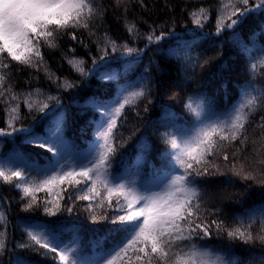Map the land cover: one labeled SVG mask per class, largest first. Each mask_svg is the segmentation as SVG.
Masks as SVG:
<instances>
[{
	"label": "snow or ice",
	"instance_id": "6c2138e0",
	"mask_svg": "<svg viewBox=\"0 0 264 264\" xmlns=\"http://www.w3.org/2000/svg\"><path fill=\"white\" fill-rule=\"evenodd\" d=\"M114 5L121 10L124 28L132 40L143 38L146 48L160 45L157 52L163 51L161 42L168 40L167 58L192 60L189 54L203 34L185 39L176 34L172 25L168 30L164 25H150L141 34L128 13L132 5L147 10L146 0H114ZM109 7L103 0H0V105L7 116L6 128H0V138L20 133L24 144L43 150L37 156L51 154L44 166L35 157L15 149L0 157V184L18 190L23 213L42 208L45 217H56L63 212L73 213L76 202H86L82 207L90 222L104 226L91 229L92 239L86 247L76 225L32 217L17 218L21 222L12 224L7 210L0 206V264H5V256L7 264H36L17 249L35 254L41 261L53 254L55 264H240L239 257L231 251L225 253L207 241L213 236H225L229 241L244 244L259 241L264 245V205L249 211L247 219L237 217L227 224L219 218L223 210L211 203L212 196L205 186L208 178L231 171L264 187V86L245 84L237 103L223 113H216L211 103L204 100L194 105L189 97L184 107L195 118L190 128L176 124L175 115L164 109L165 131L159 139L166 150L159 157L160 167L152 163L151 144L141 137L134 164L131 168L123 165L121 175H114L113 166L144 119L140 106L143 105L146 114L150 110L148 105L153 103V89L146 82L150 77L142 74L138 80L119 86L113 97L93 94L78 104L82 111L76 115H85L84 110L93 114L88 123L94 126V139L84 151L77 150L65 137L69 125L60 109L59 96L46 94L39 87L17 90L16 74L27 69L34 73L42 71L57 89L68 91L78 86L74 80L57 76L47 66L45 49L61 50L62 59L81 80L90 75L101 81L117 80L118 73L104 71L110 53L139 55V52L127 43H118L107 31L97 34ZM216 8L215 35L230 30V39L238 52L250 55L256 39L264 37V25L259 31H250L246 38L238 29L252 14L264 15V0H217ZM210 15V9L203 6L189 13L197 28H203ZM85 32L98 54L92 56L91 68L86 67L84 58L75 55V47H68L67 52L61 49L65 38L87 49L89 43L81 38ZM211 59L214 58L202 63L197 60L195 66L203 68ZM259 67L264 70V59ZM256 68V64L250 66L253 79ZM36 78L34 75L33 79ZM22 107L30 115L42 114V133L32 125L17 126L24 119ZM126 109L135 112L137 124L125 138L121 129L127 123ZM257 113L261 114L258 120ZM250 129L257 133L251 140ZM3 143L0 140V146ZM143 167L153 168L157 177L154 187L128 179L129 175H139ZM131 169H136V173ZM66 199L73 203L66 205ZM257 220L259 229L254 234ZM10 231L20 233L21 241L10 240ZM68 231L72 236L66 241L63 236ZM257 260L264 264V254L252 256L249 264Z\"/></svg>",
	"mask_w": 264,
	"mask_h": 264
},
{
	"label": "trees",
	"instance_id": "16d2710c",
	"mask_svg": "<svg viewBox=\"0 0 264 264\" xmlns=\"http://www.w3.org/2000/svg\"><path fill=\"white\" fill-rule=\"evenodd\" d=\"M105 4L110 5L106 14L103 26L98 30V35L107 31L118 43H127L130 47L137 49L131 55L126 53H110L109 65L104 71H115L118 73V79L115 81H101L96 76H89L87 80H81L78 75L72 72L68 64L62 59L61 50L45 49V60L47 66L62 79L67 77L77 83V87L68 91L57 89L56 86L45 78L44 73H34L32 69H27L16 74L14 83L18 91H26L35 87L41 88L46 94L59 96L60 109L66 114V123L69 127L65 131V137L74 144L77 150L84 151L92 143L94 136V126L88 121L93 119L91 110H84L85 115H76L82 110L78 104H82L85 99L96 94L101 98L113 97L121 85H126L143 74L150 77L149 82L153 89V103L148 105L149 112L143 113V105L140 111L144 116L143 121L139 122L138 130L132 137L131 141L121 149L117 162L113 166L114 175H121L124 172L123 165L131 168L136 156L139 154L137 141L141 137H146L147 142L151 144L152 163L159 168V157L166 150V145L159 139L160 133L165 131L163 125L164 109L173 113L176 117L175 123L185 128H190L195 123L192 113L188 112L184 105L188 98H192L195 105L204 100L205 103H211L216 113H223L233 104L237 103L240 97L242 86L252 83L257 86H264V70L259 67V62L264 59V37H258L254 42L250 55H244L238 52L233 44L231 31L225 30L221 35H215L216 18H217V0H146L148 9L144 10L132 5L128 13L129 20H135L138 24L141 34L149 30V26L164 25L165 30L172 25L178 36L191 40L194 34H203L199 38V43L194 46L190 52L192 60L183 59L176 61L167 58L169 41H162L163 51L157 52L160 45H149L145 47L146 41L143 38L132 40L125 28L121 10L116 9L114 0H103ZM203 6L210 9L211 15L203 28H197L191 20L189 13ZM264 25V15L254 13L250 16L245 25L242 26L241 34L246 38L250 31H259L260 26ZM89 43L87 49L79 44L65 38L61 42V49L67 52L68 47H75V55L86 60V67L91 68L92 56H97L96 45L89 40L85 32L81 36ZM171 40V38H169ZM250 46L252 43L250 42ZM142 50V51H140ZM90 53V54H89ZM211 59L205 67L195 66L197 60L203 62L205 59ZM256 64L254 76L250 74V66ZM36 79H33V76ZM126 111H128L126 109ZM24 119L18 123L19 126L28 127L32 125L38 133H42L43 124L40 123L41 115H30L26 108H21ZM261 114L257 113L255 119L258 120ZM75 117V119H73ZM98 118V117H97ZM7 116L4 106L0 105V128H6ZM137 124L135 112L128 111L127 123L121 129L124 137H128L133 125ZM172 131V129H168ZM257 135L252 129L249 130V139ZM4 143L0 146V157H5L14 149L20 151L25 156H33L35 160L44 166L47 163L50 153L43 156H37L36 153L43 150L24 144L23 134H14V137L0 138ZM248 153L252 152V145L249 144ZM123 158V161H121ZM231 160V157H230ZM223 163L222 159L220 161ZM136 173V169H131ZM139 175H129L128 179L135 180L138 184L154 187L157 177L153 174L152 167H143L139 170ZM206 191L212 196V204L223 210L220 217L225 219L227 224H231L234 218L244 217L254 208L264 205V187L251 180H243L235 176L231 171H227L223 176L208 178L205 186ZM43 197V193L38 194ZM67 196V193L65 194ZM20 193L11 185L0 184V206L7 210L9 219L12 224L20 223L17 218L32 217L39 221H56L65 225H76L81 229L79 235L82 237L84 245L87 247L88 242L92 239L91 229H101V224H92L88 219V213L83 210L82 205L86 202H76V208L73 213L63 212L56 217H45L42 208L32 213H23ZM64 203L70 206L73 202L65 200ZM254 234L259 229V221L253 226ZM11 229V225H10ZM10 240L20 242L22 237L20 233L10 231ZM72 232L64 233L63 239L70 240ZM26 239V237H24ZM210 245H215L225 253L231 251L239 257L240 264H249L252 256L259 257L264 254V245L259 241L253 244H244L241 241H229L225 236L216 237L207 241ZM11 246V245H10ZM107 246V245H105ZM22 255L29 257L36 264H55L49 254V258L41 261V258L35 254L17 249ZM8 257H4L7 264ZM255 264H259L258 260Z\"/></svg>",
	"mask_w": 264,
	"mask_h": 264
}]
</instances>
